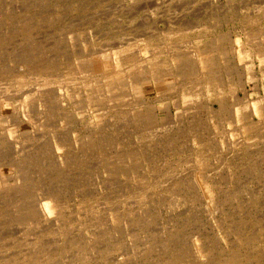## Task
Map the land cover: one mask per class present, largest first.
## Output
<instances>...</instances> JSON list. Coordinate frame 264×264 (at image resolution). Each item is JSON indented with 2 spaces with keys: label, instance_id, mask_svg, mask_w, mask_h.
Returning <instances> with one entry per match:
<instances>
[{
  "label": "rangeland",
  "instance_id": "1",
  "mask_svg": "<svg viewBox=\"0 0 264 264\" xmlns=\"http://www.w3.org/2000/svg\"><path fill=\"white\" fill-rule=\"evenodd\" d=\"M174 254L264 262V0H0V264Z\"/></svg>",
  "mask_w": 264,
  "mask_h": 264
},
{
  "label": "bare ground",
  "instance_id": "2",
  "mask_svg": "<svg viewBox=\"0 0 264 264\" xmlns=\"http://www.w3.org/2000/svg\"><path fill=\"white\" fill-rule=\"evenodd\" d=\"M245 32V31H244ZM232 35V34H231ZM229 45H230V43H229ZM186 46V45H185ZM184 46V47H185ZM182 49V48H181ZM172 50V49H171ZM191 61V60H190ZM193 61V60H192ZM101 66H102V64H101ZM96 69V68H95ZM97 69H98V67H97ZM102 70V69H101ZM156 79V78H155ZM158 79V78H157ZM162 81V80H161ZM159 82H160V80H159ZM163 85V84H162ZM59 99V98H58ZM35 103V102H34ZM61 109V108H60ZM34 112V111H33ZM231 115V114H230ZM34 116V115H33ZM20 123V122H19ZM214 136V135H213ZM215 143V142H214ZM58 144V143H57ZM61 148V147H60ZM46 164V163H45ZM209 174V173H208ZM13 177V176H12ZM18 179V178H17ZM62 179V178H61ZM14 180V179H13ZM235 181V180H234ZM13 183V182H12ZM11 183V184H12ZM52 184V183H51ZM30 187V186H29ZM45 189V188H44ZM203 189V188H202ZM46 190V189H45ZM7 191V190H6ZM15 191V190H14ZM8 201H9V199H8ZM18 202V201H17ZM52 202V201H51ZM40 203V202H39ZM49 203V202H48ZM53 203V202H52ZM36 204H38V203H36ZM50 206H51V204H50ZM50 208L51 207H49V205L48 204H44V207L42 208V209H38V211H40L41 212V214L42 215H44V216H49L50 217V215H49V210H50ZM118 208V207H117ZM53 209V208H52ZM52 209H51V211H52ZM122 209V208H121ZM165 209V208H164ZM2 210V209H1ZM55 210V209H54ZM34 211V210H33ZM5 212V211H4ZM53 212V211H52ZM3 214V213H2ZM40 214V213H39ZM39 214H37V217H39L40 215ZM51 214V213H50ZM122 214V213H121ZM41 215V216H42ZM28 216H30V215H28ZM123 216V215H122ZM135 216V215H134ZM36 217V218H37ZM28 218V217H27ZM35 218V217H34ZM48 218V217H47ZM51 218V217H50ZM10 222V221H9ZM53 223V222H52ZM56 223H58V222H56ZM55 225V224H54ZM57 225V224H56ZM50 226H52L51 224H50ZM50 226H49V229H50ZM60 227V226H59ZM64 228V227H63ZM59 229V228H58ZM116 231V230H115ZM49 232V231H48ZM101 232V231H100ZM76 235V234H75ZM97 238V237H96ZM98 239V238H97ZM91 241V240H90ZM175 241V240H174ZM65 243H67L66 241H65ZM54 244V243H53ZM79 244V243H78ZM81 244H82V241H81ZM86 244V243H85ZM235 244V243H234ZM57 245V244H56ZM80 245V244H79ZM96 245H97V243H96ZM6 246V245H5ZM53 246V245H52ZM58 246V245H57ZM35 247H37V246H35ZM86 248H87V246H86ZM88 248H89V246H88ZM87 248V249H88ZM92 248V247H91ZM95 248H97V247H94L93 246V249H95ZM98 249V248H97ZM97 249H95V251L97 250ZM110 250H111V248H109ZM195 249V248H194ZM26 250V249H25ZM91 250V249H90ZM18 251V250H17ZM49 251V250H48ZM57 251V250H56ZM93 251V250H92ZM106 251V250H105ZM201 251V250H200ZM22 252V251H21ZM30 252V251H29ZM43 252V251H42ZM97 252H99V251H97ZM103 252V251H102ZM102 252H100V253H102ZM202 252H203V250H202ZM26 253V252H25ZM25 253H23V254H25ZM40 253V252H39ZM55 253V252H54ZM92 253V252H91ZM104 253V252H103ZM198 253V252H197ZM263 253V252H262ZM27 254V253H26ZM29 254V253H28ZM81 255V254H80ZM79 255V256H80ZM104 255V254H103ZM171 255V254H170ZM233 255H234V253H233ZM241 255V254H240ZM45 256V255H44ZM67 256H69V254L67 255ZM89 256V255H88ZM94 256H95V254H94ZM98 256H101V255H97V258H98ZM105 256V255H104ZM180 255H175L174 254V256L172 257V256H168V257H170V260H168L169 262L170 261H173V262H175V264L178 262V259L181 261V259H180V257H179ZM237 256V255H236ZM259 256V255H258ZM59 257V256H58ZM102 257V256H101ZM181 257H182V259H183V256L181 255ZM204 257H205V255H204ZM264 256H262V258H263ZM20 258V257H19ZM25 258V257H24ZM95 259H97L96 257H94ZM93 258V259H94ZM104 258V257H103ZM235 258V257H234ZM60 259V258H59ZM74 259H76V258H74ZM91 259H92V257H91ZM106 259V258H105ZM226 259V258H225ZM228 259V258H227ZM230 259V258H229ZM239 260H240V258H238ZM261 259V258H260ZM197 260H199V259H197ZM201 260V259H200ZM251 260V259H250ZM250 260L248 259V261L250 262ZM8 261V260H7ZM6 261V262H7ZM55 261V260H54ZM57 261V260H56ZM63 261V260H62ZM92 261V260H91ZM96 261V260H95ZM120 261V260H119ZM162 261V260H161ZM211 261V260H210ZM241 261V260H240ZM257 261H259V259L257 260ZM65 263L67 262V261H64ZM101 262V261H100ZM117 262V261H116ZM183 262V261H182ZM200 262V261H199ZM207 262V261H206ZM221 262V261H220ZM230 262V261H229ZM236 262H238V261H236ZM245 262H246V260H245ZM60 263V262H59ZM68 263V262H67ZM90 263V262H89ZM93 263H94V261H93ZM104 263V262H103ZM106 263V262H105ZM170 263H172V262H170ZM169 263V264H170ZM247 263V262H246ZM4 264V263H3ZM7 264V263H6ZM10 264V263H9ZM29 264V263H28ZM49 264V263H48ZM58 264V263H57ZM61 264H63V263H61ZM70 264V263H69ZM77 264V263H76ZM114 264V263H113ZM126 264V263H125ZM168 264V263H167ZM182 264V263H181ZM197 264H198V261H197ZM200 264V263H199ZM210 264V263H209ZM219 264H221V263H219ZM235 264H237V263H235ZM244 264V263H243ZM248 264V263H247ZM263 264H264V262H263Z\"/></svg>",
  "mask_w": 264,
  "mask_h": 264
}]
</instances>
